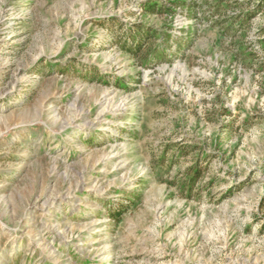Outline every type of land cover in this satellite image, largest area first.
Here are the masks:
<instances>
[{"label": "rangeland", "instance_id": "obj_1", "mask_svg": "<svg viewBox=\"0 0 264 264\" xmlns=\"http://www.w3.org/2000/svg\"><path fill=\"white\" fill-rule=\"evenodd\" d=\"M256 0H0V264H264Z\"/></svg>", "mask_w": 264, "mask_h": 264}, {"label": "trees", "instance_id": "obj_2", "mask_svg": "<svg viewBox=\"0 0 264 264\" xmlns=\"http://www.w3.org/2000/svg\"><path fill=\"white\" fill-rule=\"evenodd\" d=\"M254 4V9L256 12L264 10V0H256Z\"/></svg>", "mask_w": 264, "mask_h": 264}]
</instances>
